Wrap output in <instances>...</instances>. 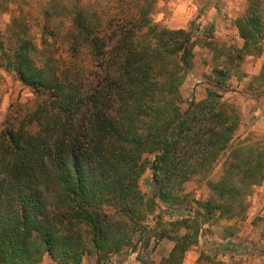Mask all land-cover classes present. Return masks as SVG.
Returning <instances> with one entry per match:
<instances>
[{
  "label": "trees",
  "instance_id": "1",
  "mask_svg": "<svg viewBox=\"0 0 264 264\" xmlns=\"http://www.w3.org/2000/svg\"><path fill=\"white\" fill-rule=\"evenodd\" d=\"M156 8L157 0H45L38 33L18 7L0 29V66L36 98L0 125V264L120 254L158 201L170 215L188 207L185 184L207 179L222 160L223 175L207 180L210 195L195 200L199 214L170 221L186 232H155L175 241L161 264H182L205 222L246 217L264 181V143L235 142L240 113L221 93L234 58L213 70L204 99L186 100L195 35L156 22ZM235 24L237 59L260 56L264 0H248ZM148 169L150 194L141 187Z\"/></svg>",
  "mask_w": 264,
  "mask_h": 264
},
{
  "label": "rangeland",
  "instance_id": "2",
  "mask_svg": "<svg viewBox=\"0 0 264 264\" xmlns=\"http://www.w3.org/2000/svg\"><path fill=\"white\" fill-rule=\"evenodd\" d=\"M45 0H11L8 1V9L0 7V29H5L11 23L12 12L24 11L27 20L33 24L31 30L38 33L36 18L41 13V4ZM100 1V0H98ZM165 2V4L163 3ZM170 0H157V8L154 20L161 25L168 26L167 20L171 17L168 7ZM19 12V11H18ZM204 23L203 19L195 16L191 20L192 27L204 28L205 32H194L195 46V67L189 73L182 92L186 100L191 97L199 98L207 96V88L215 82L213 70L226 66L229 59L234 61L228 63L230 68L229 76L222 89V99L232 103L238 109L241 117V124L235 134V142L242 140H260L264 143V51L260 56H246L243 60L237 59L233 46H239L241 39L235 35L223 37L218 34L215 22ZM35 95L31 89L25 86L13 74L9 73L3 66H0V125L3 126L9 113L12 116L18 111L24 110L35 102ZM153 158V156H149ZM224 173L223 160L219 162L207 179L194 177L185 184L188 209L192 214H199V206L195 200L207 198L210 195V188L207 180H218ZM151 169H148L141 179L142 189L150 194ZM256 187H254L255 189ZM253 189V191H254ZM251 192L248 200L250 202ZM154 212L148 215L145 221V229L141 235H137L133 245L128 246L120 254L111 255L109 258L98 262L95 253L86 255L82 264H138L142 254L145 262L143 264H161L167 258L175 246V241L165 237L159 238L155 232H167L169 235L184 234V228L176 230L170 225V221L177 219L169 214V205L158 201ZM187 207V206H186ZM192 208V209H191ZM247 216V214H246ZM182 218V217H179ZM245 219V218H244ZM238 218L220 220L215 219L205 222L200 231L199 241L190 247L182 264H210L211 258L226 262L230 260L220 259L212 250L214 242L218 237H228L238 230ZM236 225V226H234ZM158 227V229H155ZM192 230V229H191ZM193 231V230H192ZM135 246L137 248H135ZM235 261V260H231ZM41 264H55L50 256H46Z\"/></svg>",
  "mask_w": 264,
  "mask_h": 264
},
{
  "label": "crops",
  "instance_id": "3",
  "mask_svg": "<svg viewBox=\"0 0 264 264\" xmlns=\"http://www.w3.org/2000/svg\"><path fill=\"white\" fill-rule=\"evenodd\" d=\"M247 5L248 0H170L168 7L172 13L167 24L173 29H192L190 22L198 16L204 23L215 22L219 35H235L240 41L235 21L246 11ZM239 44L242 46V39ZM196 99L201 100L203 97ZM216 239L212 250L220 259L235 260L240 264H264V181L254 189L247 216L239 220L237 232ZM230 242L233 248L228 246ZM246 243L258 246L259 249H251Z\"/></svg>",
  "mask_w": 264,
  "mask_h": 264
},
{
  "label": "built area",
  "instance_id": "4",
  "mask_svg": "<svg viewBox=\"0 0 264 264\" xmlns=\"http://www.w3.org/2000/svg\"><path fill=\"white\" fill-rule=\"evenodd\" d=\"M199 28H195L193 27V32H196L197 30L200 32H205L204 28L201 26H198ZM192 211L190 209H188V207H182L180 209H177L176 211H174L171 215L175 218H179V217H184L187 216L188 214H190ZM247 247H250L251 249H255L256 251L259 249L258 246L255 247V245L250 244V243H246L245 244ZM228 246H230V248H233V243H229Z\"/></svg>",
  "mask_w": 264,
  "mask_h": 264
}]
</instances>
